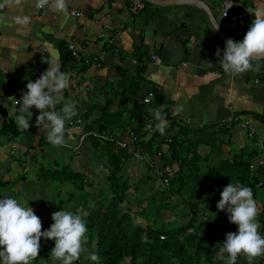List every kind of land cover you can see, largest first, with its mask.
I'll use <instances>...</instances> for the list:
<instances>
[{"label": "crops", "instance_id": "1", "mask_svg": "<svg viewBox=\"0 0 264 264\" xmlns=\"http://www.w3.org/2000/svg\"><path fill=\"white\" fill-rule=\"evenodd\" d=\"M179 1L186 3L154 6L157 9H139L137 5L141 3L138 0H66V11H53L48 6L37 8L36 0H19V3L13 2L0 9V84L7 81L14 83V90L0 89V113L3 111L0 121L11 119L16 124V108L19 105L13 104V101L27 91L26 85L29 81L34 82L41 76L52 59L59 61L60 44H65L66 48L72 44L78 51L79 59H73L65 66L64 72L69 74L70 84L63 91V96L65 101L75 102V110L90 109L93 105L101 104L105 98L112 97L106 85L122 79L117 69L127 73L133 71L135 65L131 60H134L133 55L137 53L141 56L144 66L141 74L144 83L137 90L136 96L128 102L129 104L134 101L131 110L139 109L145 119L153 120L151 114L147 113L146 105L141 104L147 87L153 86L163 97V114L171 119L194 129L222 124L229 129L230 144L221 148L222 157H227L226 154L230 150L237 151L245 147L244 133H249L242 124L247 121L245 123L254 128L257 123L250 112L264 115V60L259 61V72L251 71L253 77L248 73L236 77L225 74L216 57V50L219 48L222 58L225 46L214 44L215 35L209 18L201 8L190 5V0ZM199 1L206 6L214 22L219 23L225 37L237 42L243 40L255 19L247 9L264 10V0H230L233 6L228 9L227 17L222 18L224 0ZM0 3H3V0H0ZM18 16L30 17V23L27 26L18 25L15 22ZM112 36H116L117 53H113L105 45ZM96 57H100V60L93 61ZM208 62L212 65L207 64ZM261 83L262 89L249 86ZM116 105V101H113L109 110L113 111ZM178 105L183 107L182 111L178 109ZM57 107L58 111L61 105ZM29 111L33 114L28 129L34 134L32 138H29L30 134L22 133L19 140L17 137L0 139V181L24 177L25 181L22 179L20 182H29L26 169L32 164V156L38 152V138L46 136V131L35 126L39 110L33 107ZM95 114L97 113L93 111L92 115ZM231 116L238 119L234 125L228 123ZM65 127L67 146L60 148L66 152L64 156H71L80 128ZM208 133L210 134L209 129ZM126 134H122L120 139ZM251 136L256 137L257 144L262 140L257 137L256 132ZM79 147L82 153L88 152L84 145ZM199 150L205 151L206 148L201 146ZM40 152L43 153L41 150ZM14 153L28 156L26 162L21 166L17 165L12 157ZM132 160L130 158L128 161L126 173L134 180L140 179L139 182L143 181L141 175L144 174V167H159L161 164L152 157L145 162H137L138 160L134 159L136 163ZM17 170L20 172L15 175L14 171ZM9 173L11 177L7 176ZM150 175L152 179L147 182L154 183L155 176L151 172ZM155 180L157 184L152 186L146 182L148 192L152 191V197L159 185V181ZM0 188L3 189L0 199L13 195L5 192L3 186ZM37 212L49 218V213L44 214L38 207ZM160 212L166 213H160L165 221L179 218L184 222L183 218H187L182 213L173 216L168 210ZM200 217H204V212ZM138 221L147 223L144 219ZM45 222V230H48L49 220ZM214 226L217 225L211 220V228ZM216 228L219 238L225 240L227 227ZM186 232L192 231L189 228ZM261 235L264 236V233ZM40 250L45 254L40 264H56V261L50 259L51 250H47L45 243L40 245ZM165 264H172V261L167 260Z\"/></svg>", "mask_w": 264, "mask_h": 264}, {"label": "trees", "instance_id": "2", "mask_svg": "<svg viewBox=\"0 0 264 264\" xmlns=\"http://www.w3.org/2000/svg\"><path fill=\"white\" fill-rule=\"evenodd\" d=\"M138 1L142 4V8L154 7L143 0ZM154 8L157 9V7ZM59 49L61 51L59 67L64 72L65 66L73 61V58L65 44H60ZM133 57L136 63L133 71L127 73L117 69L122 79L106 85L112 97L105 98L101 104L93 105L90 109L76 110L78 114L75 117H79L83 123L81 132L87 134L94 131L97 135L111 137V140H107L87 135L82 142L90 160H94L105 173L98 178L88 174L86 176L82 168H72L69 164L58 167L56 161H51L47 165L48 168H43L36 163L37 161L33 162L38 153L36 151L32 156V163L37 167L33 177L42 183L59 185L56 188L71 187L72 190H69L74 197L72 198L69 194L65 202L71 201L72 204L65 208L59 202L54 209L52 208L53 213L61 210L79 212L81 215L84 212L88 213L85 217L88 232L84 247L88 249V252H95L100 260L93 262L85 258L87 253H82L80 259L74 261V264H165L167 260L168 262L172 260V264H227L223 261L227 259H216L215 253L218 251L219 244L225 240H221L217 235L218 225L211 228V220L217 218L219 222L223 217H227L226 220H228L226 210L219 211L216 205L221 199L223 188L231 182H239L250 187L254 200L258 201L256 191L258 188H264V138L259 141L256 148L245 150L243 147L237 151L230 150L226 154L227 157H222L221 148L230 144L229 129L225 125H210L194 129L169 116H167L164 135L155 131L153 126L150 135L145 138L143 126L149 118L145 119L139 109L128 112L126 109L128 102L136 96L137 90L144 83L141 76L144 71L141 56L136 53ZM0 89L14 90V83L7 81L0 84ZM148 92L152 94V99L146 107H160L163 102L161 93L153 86H148L142 98ZM113 101H116L117 105L113 111H110L109 106ZM93 111L97 114L92 115ZM163 113H165L164 110ZM0 114L3 115V111ZM250 114L256 123L263 126L264 115L254 112ZM122 117H125L123 124H121ZM152 123L155 125L156 121L153 119ZM126 129L128 132L125 131ZM28 131H19L11 119L0 121V139H13ZM117 132L118 134L115 135ZM125 132L133 133L135 136L132 141L134 148L144 149L149 156L158 152L157 160L161 165L171 167L170 175H166L167 186L161 185L164 187L163 192H158L157 189L150 203L157 208L154 210L155 215L161 222L164 220L160 216L161 212L159 213L161 208L165 210L169 206L174 212L181 207L182 215L187 217V221L174 230H164L163 223L156 227L153 223H140L138 220L148 218L144 217L148 203L142 208L136 207L142 203V199L133 202L136 204L134 208L137 209L132 211L131 200L128 198V190L132 182L131 177L126 173V166L132 157L124 149L117 148L114 142ZM45 146H49L46 136H40L37 150L40 151ZM201 146H204L206 150L200 151ZM71 153L75 154L73 151ZM78 153L79 151L76 154ZM256 157L262 158L261 166L253 162ZM147 167H144V174L141 175L144 183L152 179L150 175L152 166ZM84 177L93 179L86 184H94L95 187H92L91 192L82 190L83 184L85 185ZM15 179L12 181L14 184L22 179L25 181L24 177ZM7 183L0 181V186H6ZM90 194L96 196L95 201L90 199V202L86 201ZM34 200L38 201L35 198L28 201L32 203L30 207L36 215L39 203L34 204ZM200 205H208L213 215L202 219L199 213ZM257 219L261 225L259 232L262 234L264 233V205H261ZM42 225L45 224L42 222ZM227 226L228 233H235L230 222ZM189 228L192 232L185 233ZM159 236L163 238L160 240ZM52 247H55L54 240H52ZM213 257L215 258L212 259ZM56 264L60 262L56 261ZM236 264H248V260L240 255ZM253 264H264V256L258 257V261Z\"/></svg>", "mask_w": 264, "mask_h": 264}, {"label": "clouds", "instance_id": "3", "mask_svg": "<svg viewBox=\"0 0 264 264\" xmlns=\"http://www.w3.org/2000/svg\"><path fill=\"white\" fill-rule=\"evenodd\" d=\"M19 0H3L0 9ZM226 5L223 16L233 5L230 0H224ZM48 6L53 11H66V0H36L37 8ZM252 21L242 41L228 38L223 55L217 48L216 57L225 74L236 77L249 71H260L259 61L264 60V10L248 8ZM30 17H16L18 25L27 26ZM213 30H219V23L213 24ZM255 62V63H254ZM210 66L211 62H208ZM48 68L34 82L29 81L20 100H16V126L21 132L28 131L32 119L31 108L39 110L36 116V127L46 131L47 142L55 147H66V122L78 113L75 102L65 101L63 91L69 87L70 76L62 72L59 61L52 59ZM147 103V102H145ZM57 105H61L57 111ZM164 105L159 108H147L156 121L154 128L164 135L167 121L163 114ZM180 111L183 107L177 106ZM70 131V130H68ZM219 211L228 214L230 223L238 227V232L227 233L226 239L219 244L215 255L217 259H227V264H236L237 258L243 255L248 264H253L255 258L264 256V236L258 231L261 227L258 217L257 203L250 187L230 183L223 188L221 199L216 205ZM84 212L72 213L61 210L52 214L54 223L48 230L42 231V221L29 206L22 205L17 199L4 196L0 199V264H31L39 256L41 238L54 240L55 247L50 253V259L60 264H74L82 253H87L86 259L99 262L100 257L95 252H88L84 247L88 232Z\"/></svg>", "mask_w": 264, "mask_h": 264}, {"label": "rangeland", "instance_id": "4", "mask_svg": "<svg viewBox=\"0 0 264 264\" xmlns=\"http://www.w3.org/2000/svg\"><path fill=\"white\" fill-rule=\"evenodd\" d=\"M246 73H248L249 75H252L251 71L246 72ZM250 77H253V75ZM249 83L250 84L252 83V79H250ZM249 86L253 87L254 89H262V83H261V85L259 84V85H254V86L249 85ZM133 104H134V101L130 102L127 105V108H126L127 112L133 108V106H134ZM124 122H125V117H122L121 124H123ZM245 122H247V121H245ZM182 124L184 125V123H182ZM238 127H239V125H237V128ZM116 129H119V128H116ZM254 129H255L257 137L258 138L261 137L263 140V138H264V124H263V126H260L257 123V125L254 126ZM119 131H120V129H119ZM125 131L128 132V129H126ZM150 132L151 131L148 129L145 130V134H146L145 138H147V136L150 135ZM29 134H30L29 138H32L34 135L31 133V131L30 132L28 131L26 133V135H29ZM116 134H118V132L115 133V135ZM244 134L245 135H244L243 139H244L245 150H247V149L249 150L251 148H256V146L258 145L256 142V140H257L256 137L251 136V135L246 134V133H244ZM22 135L23 134L18 136L17 139L19 140L20 139L19 137H21ZM41 151H43V153H40V151H38V153L36 154V156L33 159V162L35 163L37 161L36 163L40 164L43 168H48L47 165H49L51 161H56V163L58 164V167L62 166L65 163L71 165L72 168H75V167L79 168L80 167V168H82V170L85 171L86 176L88 174L91 177L98 178L105 173V171L99 165H97V163L94 160H90V158L88 157V154L82 153V151H80V148L78 150L79 151L78 154L75 153V155H71V156H68V154L67 155L65 154V156H64V153H66L65 151H63L60 147H55V146H52L50 144H49V146L42 147ZM12 157L15 158L14 159V160H16L15 163L17 165L21 166L28 156L25 157L24 154H22V153H20V154L14 153V155ZM0 160H1V158H0ZM257 160H262V158L259 159V157H256L253 160V162H257ZM132 161L136 162L137 160L135 161L133 159ZM137 162H139V161H137ZM34 163H32L31 166L28 169H26L27 174H28V178H30L29 182L27 184L26 183L22 184L19 181H17V183L14 184V183H12V181L14 179L13 180L7 179V181H4V182H8L6 186H3L5 188L4 191L8 192V193H13V195H11V197L14 196V198L17 199L24 206H25V204L26 205L32 204L31 202L28 201L31 198H35L36 200H38L37 202L35 200L33 202H34V204L39 203V205L37 206L39 211H42L44 214L49 213V218H47V217L46 218L49 220L48 224L51 226L54 223V221L51 218L52 214H53V212L51 211L52 208L54 209L56 207L57 203H59V202L65 208H68L70 206V204H72L71 201L65 202V200L67 199L69 194L72 196V194H71L72 191L69 190V189H71V187L70 186H68V187L63 186L62 188H56V186H59V185L42 183L40 181H37L33 177L35 170L37 168L36 164H34ZM83 167H85V169ZM19 172L20 171H18V170L14 171L15 175L19 174ZM7 176L11 177L10 173ZM155 179H157L159 181V185H160V186L159 185L157 186L158 192H163L164 187L161 186L162 185L161 180L158 179L157 177H155ZM155 179H153L154 183L151 181L147 182V183H149L151 186L154 184H157V181ZM83 180L85 181V185L83 184L82 190L84 192L85 191L91 192L92 187H95L94 184H92V185L91 184L86 185V184L90 183L91 180H93V179H88V177H84ZM141 180H143V179H141ZM15 181H16V179H15ZM130 181L132 182V185H130L129 190H128L129 191L128 192V198L131 200L132 211L137 209V208H134L135 207L134 205H136V204L133 202L135 200H137V199L143 200L142 203L139 204V206L136 205V207H139V208L144 207L148 203L146 205L147 207H146V210L144 212V217L145 218L148 217L147 220L145 219L147 224L153 223L154 227H156V226L160 225L161 223H163L164 230L170 231V230H174L175 228L179 227L181 224L186 223L185 220H187V218H185V219L183 218L184 222L180 221L179 218L176 220H174V219H168L167 221L163 220L161 222L155 215L154 210H157V208L150 203L152 201V191L148 192V187H146L147 184L144 183V180L142 182H139L140 179H138V181H137L136 179L134 180V178H130ZM131 182H129V183H131ZM151 189H152V187H151ZM2 191H3V189L0 188V194L2 193ZM64 191H66V193H63ZM256 193H257V197H258V201H256V202H257V207H258V212H259L261 205L262 206L264 205V188H261V189L258 188ZM73 197L74 196H72V198ZM26 198H28V199H26ZM95 198H96V196L94 194H92V195L90 194L87 197L86 201H89V199L95 201L94 200ZM152 206L154 207V209L152 208ZM200 207H201V209H200L199 213L201 214L202 212H204V217H202V218H206L207 216H209V214L212 215L213 212L209 209L208 205H206V206L200 205L199 208ZM180 208L177 211L173 212L171 210V208L168 206V208L167 209L165 208V210H168V212L171 215L172 214L179 215V214L183 213L182 209H180ZM163 210L164 209H162V208L160 209V211H163ZM50 211H51V213H50ZM160 211H159V213H160ZM162 214L166 215V213L161 212V215ZM170 214H169V216H171ZM36 215L45 224V225H42V227H43L42 230L45 231V228H46V222L45 221H48V220H46V218L44 216L40 215L39 212L36 213ZM165 218L167 219L168 216H166ZM226 219H227V217L226 218L223 217V218H221V221L217 222V218H215V219H212V221H213L214 225H218L219 227H223V228L225 227L226 228V227H228L227 224L229 223V219L228 220H226ZM231 224L233 226L232 230L235 231V233L238 232V227L233 223H231ZM226 233H228V232H226ZM42 243H43V245H44V243L46 244L47 250L53 249L52 240H46L44 238H41L40 245ZM44 255H45L44 251L40 250L39 256L35 260H33L31 262V264H40L42 261V258H44ZM256 261H258V257L255 258L253 262H256ZM173 263H174V261H173Z\"/></svg>", "mask_w": 264, "mask_h": 264}, {"label": "built area", "instance_id": "5", "mask_svg": "<svg viewBox=\"0 0 264 264\" xmlns=\"http://www.w3.org/2000/svg\"><path fill=\"white\" fill-rule=\"evenodd\" d=\"M224 5H225V3H224ZM137 6H138L139 9L142 8V4H138ZM225 7H226V5H225ZM225 7H224V10H225ZM39 9H41V8H39ZM224 10H223V12H224ZM223 12L221 14L222 18H226L227 15L223 16ZM227 12H228V10H227ZM115 37L116 36L110 37L105 43L107 48H110L113 53H117V48L115 46ZM67 50L70 52V55H71V57L73 59H79L78 51L76 50V48L72 44L67 45ZM92 60L93 61L100 60V57L93 58ZM131 62L134 65L136 64L135 60H131ZM20 99H21V96H19L16 100H20ZM151 99H152V94L150 92H148L142 98L141 103L143 105H148L150 103ZM16 100L13 101V104L17 103ZM145 102H147V103H145ZM164 116H165V119L167 120V115H164ZM237 121H238V119L236 117L231 116L230 119L228 120V123H236ZM144 125H145L144 126V131L146 129L152 131V127L154 126L151 120L145 122ZM66 126L68 128L72 127V128L79 129L82 126V120L80 118L72 119L71 121L66 122ZM242 127L250 135H254L255 131H254V128L251 125H249V124L244 122L242 124ZM87 135H90L92 137H99V138H102V139L111 140V137H107V136H104V135H97V133L94 132V131L86 134L85 132H81V130H80V134L78 136L77 142L72 147V151L73 152H75V153L78 152L79 146L82 144L84 137L87 136ZM134 138H135V136L133 135V133H127L124 138L117 139V140L114 141L115 142V146L117 148H119V149H122V150L124 149L127 154H129L133 159L138 160V161L145 162L147 159H150V157L157 159V157L159 156L158 152L155 155L149 156L147 151H145L144 149H136V148H134L132 146V141L134 140ZM256 165L257 166H261L262 165V161L261 160H257ZM151 166H153V165H151ZM151 173H152V175H154L155 177L160 179L161 182H162V185L165 186L168 183V178L166 177V175L167 176L170 175L171 167L167 166V165H161L160 164L159 167H152L151 168ZM162 238H163L162 236H159L160 240Z\"/></svg>", "mask_w": 264, "mask_h": 264}, {"label": "water", "instance_id": "6", "mask_svg": "<svg viewBox=\"0 0 264 264\" xmlns=\"http://www.w3.org/2000/svg\"><path fill=\"white\" fill-rule=\"evenodd\" d=\"M144 2H146L147 4L153 5V6H158V7H163V6H169V5H179L182 3H186L184 1H179V0H143ZM190 5H193L195 7H199L201 8L205 14L207 15V17L209 18L210 24L213 28V24H215L216 22H214V20L212 19V17L210 16V13L208 11V9L206 8V6H204L199 0H190L189 2ZM213 33L215 35V43L216 45H224L226 43L227 38L225 37L224 33L221 31L220 27L218 31H214Z\"/></svg>", "mask_w": 264, "mask_h": 264}]
</instances>
